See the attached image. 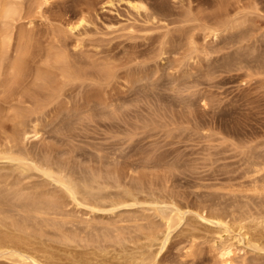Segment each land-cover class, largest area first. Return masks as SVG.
<instances>
[{
	"label": "rangeland",
	"instance_id": "rangeland-1",
	"mask_svg": "<svg viewBox=\"0 0 264 264\" xmlns=\"http://www.w3.org/2000/svg\"><path fill=\"white\" fill-rule=\"evenodd\" d=\"M26 1L30 3L29 5L27 4V6L31 7L32 13H30L32 15H30V13L28 14L30 15L29 19V16L27 15L28 12L25 13V17L28 16V18L26 19L24 17L25 20H23V18L21 19V22L20 20L18 21L20 24L23 22V24L20 25L17 23V25H19L16 27L17 31L15 30V32H18V35L23 31L29 34L28 36L27 34H24V32L22 34L20 33L21 36L26 35L27 37V39H25L26 37H23V40L20 39V41L27 42H21L22 46H25L24 48L22 46L20 47V43H17V45L19 44L18 46L24 51H26L25 48L28 49L26 45L29 46L30 51H27H29L30 54L27 52L28 55H26L28 57L23 54V59L26 60H23L26 62L24 66L27 67L25 68L23 64H21V67L24 68L20 69H26V71L23 70L24 72L19 71L22 73L21 78L19 76L20 73L16 71V74L13 66L10 65V63L12 64L11 61H14L15 59L13 58V55L11 58V53L10 57H8L11 58L10 63H7L6 61L4 63V65H6V63L7 65L9 64L10 67L8 68V66H3V75H5V73L8 71L11 73L8 75H12L14 73V76H12L10 80H8L10 77L7 78V82V75L3 76L1 74L0 90L1 88H5L4 83H9L12 78L13 80L11 82H13L17 87L15 89V87L12 85L13 83H9V85L6 84L7 87L4 89V91H0L1 93L3 91L5 96L7 94V100L4 98L6 104L3 101V96L0 94V104L2 105L0 106V109H2V112H4L2 115H0V120H3L7 118L8 115H11L13 111L12 109H16V105H19V109H23V107H25L21 111H24L26 116L31 114L29 115L31 117L30 120H34L35 117L38 116V119L40 118L39 123L42 124V129L39 128V130L41 129L39 132V137L42 135L40 137L42 139L39 137L32 138L33 140L31 139L32 141H30L32 144L34 143V145L29 142V147L35 149L34 147L37 145V149L39 144L41 147L44 146L43 149L41 148L39 150H47V148L49 150L51 149L50 152H52L53 155L54 153L57 154L58 152L57 157L63 156L65 159H70V161L74 158H68L67 155L76 158L78 156L77 154L80 153L79 156H82H80V158L77 157L79 160H72L73 163H76V165H80V161L82 160L83 162V158L86 159V161L82 163H85L84 167L82 165H78L79 168L81 166L85 168L89 164L94 165L96 159H94L93 163L92 158L94 157L95 152L100 153V155H95L98 158L106 154V162L103 159L105 164H108V160L115 158L114 156H109L111 155L110 153L113 152L115 154L116 152L117 155L120 153L122 156H120V154L119 156L122 157V161L119 160L120 157L117 155L116 156L118 159H116L117 157L115 159L116 163L117 160L120 161V164L117 163L119 167L121 166V163L122 166H125L124 168L121 166V171H123L122 173L128 172L127 169H130V172H128L129 175L126 173V177L131 175V171L139 178L141 174V178L145 176V181L143 180L141 183L139 180V182L135 184L136 186L142 184L144 193L148 192L152 195V197H156L155 195L160 196L161 194L159 193H163L162 195L165 198L168 197V200H172L170 198H173V201L176 200L179 204H181V206L183 205L185 207L184 209H186V211H189L185 214L182 222L173 231L172 236L167 242L166 246L158 254L157 264H220L217 252L213 245L216 242H220V240L216 237V225L210 220L203 219L200 214L205 215L208 210L211 211L214 209L223 213V210L225 209L224 207H227L225 213H230L231 202L233 201L234 203L232 202V205L234 204V207L237 208V206H239L238 204H240L238 203V200L240 197L243 198V196L245 197V201L243 202L244 199L240 200L246 205H240L242 207L245 206L243 209L245 214H247L248 211L246 208L250 207L249 210L251 208L253 209L258 202L256 200L257 198L255 197L251 199V196L255 194L254 190H249L251 194L249 191H246L248 193L245 192V189L252 186L251 178L254 175V171H248L251 173L249 174L246 171L249 166H244L246 164H250L251 155L255 154L256 157L258 155L259 159L261 158L262 160H260V162L257 161L258 157L256 159L253 155L252 162H258L259 167L263 164L262 169L264 168V79H262L264 72L262 73L263 70L261 69L262 66L264 68V65H260V58H262L264 55H261L262 57L260 56V60L258 59V61H260L258 62V66L256 63L257 58L254 59L253 57V54H255V57H259L257 55H260L264 52V0H139L143 1L142 3H145L146 7H148L147 11L145 8H140V10H138L136 7H132L131 2L133 3V0H49L50 3H47L43 0ZM40 1H43V4H41ZM37 4H39V7ZM224 6H227V9L230 10H227V14L221 13L223 12L221 11V8L224 10V12L226 11L223 9ZM234 6H236L234 11L237 12L238 16L241 15V17H244V25L242 27L239 26L242 30L237 26V30L236 28L235 30H231V28H229V32H225L227 30L220 29V32L222 33L220 34V32H218L217 36H214L211 31L210 32L213 34V36L208 33L209 31L207 32L206 29L209 28L208 30H210V27L213 23L212 19L216 18L214 21H217L219 16L222 18L224 15H229L231 17L233 16L232 18H236L234 17V14L232 15L233 11H231V8L233 9ZM229 7L231 8L229 9ZM28 11H30V8H28ZM217 11L221 12L218 13ZM240 11L243 12L241 13ZM239 12L241 14H239ZM216 14L217 16L219 14L220 15L217 17ZM237 14L235 15L237 16ZM154 15L156 17H154ZM226 17L228 18V16ZM245 18L247 19L246 24L244 20ZM28 19L30 23L28 22ZM237 20L240 21H236L235 23L239 24L241 19ZM214 24L217 25L216 22H214ZM242 24L243 22H241V25ZM72 25L76 26V28L71 32V30H68V26ZM216 25H213L212 27ZM21 26L26 31H19ZM203 26L207 28L205 29ZM243 30H245L247 33L244 31L246 35H243V38L245 39H240L241 42L239 44L242 43L243 47L247 49L246 51L248 52L249 56L250 53L252 54L253 52L250 58L251 60H254L251 64V61L248 62V55L246 57L247 52L244 48L242 50L243 52H237L240 55L236 54L235 51L239 49V47H237L239 46V44H237L239 41H236L234 44L231 43V45L234 46L235 51L233 50V52H229V55L227 52L223 53V50L224 52L226 50L228 51V48L226 49L224 46V44H229L226 43L228 42V38L232 37L233 35L238 36V33H240V35L244 34L242 33ZM240 35L238 38L242 37ZM16 37H18L16 39L20 38V36L17 35ZM15 41L17 42L18 40ZM222 44L223 46H221V48L223 50L217 48ZM18 46L15 48L13 46L14 50L12 48V51H15ZM58 46L60 48H58ZM192 46L195 48L197 47L196 50L193 47L195 50L193 52L191 48ZM233 46L229 47L233 49ZM241 46L240 50L242 48ZM251 46H253V51L249 52V47L251 48ZM255 46L262 48H258V50ZM216 48L220 51H216ZM255 48L257 50H254ZM18 49L19 48H17V52H19ZM49 49H51V52L53 49H55V54L58 52L59 54L65 55L66 57L69 56L67 57L69 60L67 59L68 61L67 63H64V65L71 66V64H74L75 66L72 67L73 71L74 69L79 68L77 71H74L75 75L81 74L78 76V78L82 77V79L85 77L84 80L81 78H76L77 82L75 79L73 82L71 81L72 83L69 82L68 85H66V88H64V92L60 97L61 101L58 99L53 100V102L50 101L48 98V93L50 91H48V89L45 87H42V84H40L41 82H39L34 76V71H36L38 67L41 66L40 64H43L39 63L40 61L38 62V60L36 62H38L40 66L35 63V57H38L40 54V57H43V55L45 57L46 53L44 52ZM61 49L63 51L66 50L65 53ZM24 51L23 53H25ZM20 52L21 53L19 54H22V51ZM222 53L228 58L226 59ZM242 53L243 55H241ZM49 54L47 55V58L51 62L53 55L50 59ZM188 54L190 56L193 55V57H190ZM16 55L17 53H15V56ZM29 55L33 57H29ZM219 56L221 57V60L219 59ZM233 56H239L242 60L241 63H237V66H239L238 68L236 64H230L233 67L236 66V69L230 65L227 66V60L229 57L232 58ZM40 57H38V59H41V62H43L42 58ZM44 57L43 60L46 59V57ZM224 57L225 60H223ZM8 58L6 60L9 61L10 59ZM28 58H32L31 62ZM48 59L47 61H49ZM32 60L35 64H32ZM53 60H55V58ZM74 60H77V64L74 63ZM262 60H264V58ZM221 61L226 62L222 63ZM79 62L82 63V66L81 64L79 65ZM59 63L56 62V64ZM254 63L256 65H253ZM36 64L38 66H36ZM99 64L106 65H104L106 68L104 69L105 71L102 70L104 66ZM47 65L48 63L44 66ZM54 65L55 64H53V66ZM59 65L61 66V64ZM59 65L54 66L57 72ZM77 65L80 67L76 68ZM93 65H97L96 68L102 66V68H100L101 71L104 73L106 72L107 74L105 73V76H108L105 77L104 73L100 75L99 73L101 71L98 68L97 69L99 72L95 71V68L90 69V67L92 68ZM44 66L42 65V67ZM83 66L86 68L83 69ZM225 66L229 68L226 69ZM250 66H253L251 70L246 69L250 68ZM254 66H256L255 68L260 66L261 68L259 67V69H257L260 70L261 73H257V69H255L256 71L253 70ZM87 67L88 69L95 71V73L97 72V75L95 74L97 78L93 74L94 72L92 73V71L90 72V75L88 71V74L85 73L84 70L87 69ZM107 67L111 69V72L107 70ZM78 71L80 74H77ZM248 71L250 72V75H248ZM110 74L113 76L109 77ZM16 75L19 76V78L16 77ZM87 75H89L91 78L86 77ZM101 76L102 78H100ZM15 77L18 79L15 80ZM103 77L106 78V80ZM36 81L39 82L40 86L38 83L36 84ZM24 85L27 86L25 87ZM18 86H23L26 88L24 92L22 91L23 89L19 90L22 91L23 94L19 91L18 92L20 94L17 93V89H21ZM11 87H14V89ZM40 87L44 89V93L42 92L43 89L41 90ZM10 88L13 90L11 92V95L13 94L12 99L11 95L8 94V92L10 93L11 91ZM14 91L18 94V97L22 94L20 96V99H22V96L24 99L22 100L23 102L21 101L22 103L20 102L18 104V101L16 102L15 99H18L16 94L13 98L15 93ZM27 91H30V93L28 94ZM41 93L43 94V97H41ZM28 95L32 99V105L29 103L31 100L30 98H27ZM32 95H34V97ZM39 95L43 100L39 101ZM35 97H37L39 100H35ZM64 97L66 99H64ZM33 99L37 102V105L38 103H42V109L40 108L41 105L39 108L36 104L33 106V103H35ZM64 100H66L65 105H68V108L64 106L66 109L62 110L60 108L64 103ZM24 101H27L28 104H23ZM20 104L23 106L21 107ZM3 105L4 107L9 106L8 110H6L7 108H4ZM12 105H14V107ZM45 105H48L49 108L52 105V107H55L50 108L52 111L48 108L49 112L46 113L47 107H45ZM58 109L62 110L59 114H57L59 112ZM34 110L37 112L33 113ZM81 110L85 111V116L80 115ZM8 111L10 114H8ZM41 111L46 116H44ZM83 111L81 114H84ZM118 111L121 114H118ZM2 112L0 110V113ZM4 114L5 116H3ZM77 115L82 117H79L81 121L78 119ZM114 115L116 116L114 117ZM30 117H27L28 122V118ZM69 117L74 119L73 121L75 122L73 125H71V123V126L66 123ZM70 121L72 120L70 119L68 122ZM64 123L66 126H64ZM148 123L151 124L146 126ZM124 130L126 131L125 133ZM129 130H132L133 132L132 134L130 133L131 135L128 133L130 132ZM126 135L128 136L127 138L130 139H128L129 141H127ZM38 139L39 143H35L34 141H37ZM99 146L104 152L102 155L100 152L102 151L101 149L100 151H97ZM116 147H120L119 150L122 148V152H117L118 150L115 149ZM92 148L95 149V152L92 151ZM112 148L114 150H112ZM71 150L77 156L74 154L72 155V152L70 153ZM244 150L245 152L243 154H245V156L248 154H246V152L252 150V152H250L251 155L249 153L250 156L247 159L250 160L249 162L244 160L247 158V156L245 157L241 153V151L243 152ZM66 151L70 154H67ZM108 151H110V153ZM61 152L63 154H61ZM90 152L94 153V155L90 154ZM88 153L90 155H88ZM113 153L112 155H114ZM88 156H92V158H89ZM243 156L244 158L242 159ZM104 157L102 156L100 158ZM246 161L248 163H246ZM101 162V159L100 162H98L97 159L95 165L98 163L101 164ZM76 165L75 168L77 169ZM79 168L77 169L78 171L81 169ZM243 168H245L243 175H245L246 172L251 175L249 177L247 173L245 175L247 176L245 178L250 179V182L247 181L246 183L244 176L242 175L243 177H241ZM262 169L259 171L260 175L263 173V171H261ZM144 173L145 175H143ZM149 174L155 178L153 179L151 176H149ZM260 175L258 174V176L261 177L264 175V173L261 176ZM132 177L135 176L132 174L129 179L125 178V181H128V183H130L131 180V183L135 182V178ZM148 177L153 179L151 180L150 178L152 183L149 182ZM261 178L259 180L262 182L260 183V181H258V183L263 185L264 179ZM242 179L246 184L244 182L242 183ZM147 181L149 184H151V187L148 186L149 184L146 183ZM153 181L154 186H152ZM239 182L241 183L239 187L234 188L236 186L234 183L238 186ZM248 182L251 185H249ZM155 183L159 189L156 188ZM159 184L161 185V189L164 187L162 190H160ZM230 185L234 186L233 189L235 190L229 189L232 188L229 187ZM147 186L150 187V189H147ZM152 187L154 188L153 191H161H159V195H154V193L157 191L150 192ZM109 190H115L114 192L117 191L116 189ZM113 191H109V193H113ZM227 191L232 192V197L234 195L232 200L231 195L229 196L230 192L227 193ZM238 191H240L241 193H239L243 195L240 196L239 194V197H236V199L235 194H238ZM251 191L254 192V194H252ZM141 193L139 194L140 197L144 196V193L143 195H141ZM148 193L146 196L147 198L149 197ZM227 195L231 198H229ZM227 198L230 200H227ZM246 199H248L247 202H250L247 203ZM253 199L256 201L254 202ZM262 200H259L262 202H259L261 205L257 203V205L261 206V210L264 208V199ZM220 201L221 203L219 204ZM252 201L255 203V205L253 203V207H251ZM210 203L213 205L215 204V207ZM134 206H131V208L126 207V209L125 207L121 208L122 210L119 212L117 211L116 213L99 211L100 213H95L97 216L93 212H90L89 214L84 209L82 212L79 210H77L78 213H76V211L74 212L75 214L81 215L83 214V211H86L84 212L86 215L81 216L82 218H86L87 214H89V218L96 217V219H104V221H99L98 219L95 221L93 219L94 222H100V224L95 223V226L94 222H91L93 227H95L101 233L103 230H110L109 232H114L116 227L120 226L119 228H121L124 223L127 224H124L125 226H123L120 230H126L125 236L127 235L128 239L133 238V242L131 241L132 243H130V240H127L131 245L127 247L133 248L134 246L136 248L138 242L135 240L139 239L141 241V239L144 238L142 241L146 242V238L141 236L143 233L141 234L139 230H136L135 224L137 222L147 223V220L149 221L152 219V216L150 217L149 215L151 210L147 209V203H143L141 205L137 204ZM242 207L239 206L237 210L240 209V211H238V213L244 212L241 210ZM143 208H146L150 212L146 211V209L144 210ZM256 208L253 210L251 209V211H260V213L258 212L257 215L264 214V211L262 213L261 210H258L260 207L256 206ZM127 209L130 211L127 212ZM120 212L121 214L116 215ZM144 213L146 215H144ZM122 215H124L125 218H129L131 215V218H135L134 221L137 222L135 223L133 220V223L129 222V219L127 218V221H125L124 217H121ZM254 215L256 214L254 213ZM230 217L231 216L229 215L228 218ZM120 218L121 220H119ZM139 219H141V221ZM105 221L106 223H104ZM75 224L77 226L81 225L79 222H76ZM132 224H134L133 227L135 229L132 227ZM252 224L254 225L255 223L252 222L250 224L252 228H250L251 230L248 229L250 234L247 235L250 237L253 235V238H257L258 241L262 242V245L264 246L263 226L259 225V228H257L258 226L255 225L257 226L255 228V226H252ZM235 225L236 227L238 226L237 224ZM250 225L247 228H249ZM81 226L83 227L84 224ZM113 226L115 227L113 228ZM126 226L129 228L132 227V230L134 229L140 238L136 239L135 232L130 233L132 230L128 229ZM236 227L233 228L235 231H233L234 233L240 231V228L238 227L236 229ZM244 229L246 230V228ZM103 238L104 237L102 236L98 240H91L89 244L87 243L85 245H81L80 247L77 246V248H74L73 250H77L82 254L87 253L86 250H89L90 248V253H92L94 256L93 258V256L88 253L91 258L88 255L86 256L90 259L95 260V257L97 256L98 258L96 257V261L98 259V262H101V259H103L104 262H110L111 264H115L118 261L116 263L118 264L120 262L118 253H122L120 244H116V242H114L115 246H118L114 248L112 247L114 245L112 243L113 241L110 242L112 244H107L109 240H106L108 242L104 244L106 246L111 245V247L107 246V249H109V251L110 249L116 250V252L114 250L111 251L112 253L115 252L114 254L118 258H115V256H113L114 254L110 253L113 257L111 256L112 258L110 257V259H108L103 255L105 253L102 249L106 248H104V246L102 248V245H104L102 242H106L102 241ZM43 239L37 240L38 245H43L46 248L53 250V255L58 256V249L62 246V244L60 242H54V240H51V243H48L45 242V238ZM142 241L140 243H142ZM96 242L99 245L98 248L100 251L103 252L102 256L98 255L100 252L99 249L97 253ZM128 243L126 244L128 245ZM83 246L85 248H83ZM242 247V250L238 254L237 264H264V248L257 249L247 243L243 244ZM93 248L94 251L92 250ZM105 252H107V250ZM110 254L108 256H110ZM0 264H10V262L0 261Z\"/></svg>",
	"mask_w": 264,
	"mask_h": 264
},
{
	"label": "bare ground",
	"instance_id": "bare-ground-1",
	"mask_svg": "<svg viewBox=\"0 0 264 264\" xmlns=\"http://www.w3.org/2000/svg\"><path fill=\"white\" fill-rule=\"evenodd\" d=\"M36 1H39V0H36ZM43 1L50 3L49 0H43ZM43 1L42 2L40 1V3L43 4ZM142 2L143 1H139V0L134 1L133 0V3L131 2V5H132V7H136V9H138V10H140V8L141 9L145 8V10L147 11L148 7H146L145 3H142ZM27 4L29 5L30 3H28L26 0H0V76H1V74L3 75L4 72L2 73V69L5 66H8V68H9L10 65H12L13 68L15 69V72L16 71L22 72L24 70V69L23 70L20 69V68H24L25 67L24 64H26V62H25L26 60L23 59V54L26 55L27 52H29L30 50H29V46H27V45H26V47H28V49L25 48L26 51H24L22 48H20L22 46V43H27L26 41L25 42L20 41V39L23 40V37L25 38L26 35L21 36L20 35L21 32L18 35V32L16 33L15 30L17 31L16 27L20 24L18 21L20 20V22H21V19H23L25 17V13L28 12L27 15L30 12L32 13L31 7L27 6ZM41 4H40V6H41ZM37 6L39 7V4H37ZM235 7L236 6H234L233 9L231 7H229V9L231 8V11H233L232 15L234 14V17H236V18H232L233 16L231 17L229 15H224L225 16L224 17L221 13H224V14L228 13L227 12V10H228L227 6H224L223 9L226 10L225 11L226 13L224 12V10H222V8H221V11H223V12L217 11L218 13L221 12L220 14L223 17L221 18L219 16L220 15L219 14L218 16L221 18L220 19L216 14L218 19H217V21L216 20L214 21V19H216V18L212 19L213 23L210 27V30H208L209 28L206 29L207 27H204V26H203V28H205L207 30V32L209 31L208 33L211 34V32H212L214 34V36H217L218 32H220V29L221 30L222 29L227 30L225 32H229L230 31V30L228 31L229 28H231V30H235V28L237 26L242 27L244 25V21H243L244 17H241V15L238 16L237 12L234 11ZM28 8H30V11H28ZM228 11H230V10H228ZM240 12L242 13L243 11H240ZM240 12H239V14H241ZM31 13H30V15H32ZM151 13H154V12H151ZM229 14L231 15L230 12H229ZM235 14H237V16ZM245 14H247V13H245ZM30 15H28L29 19H30ZM28 16L25 18L27 19ZM216 16H214V17H216ZM226 16H228V18ZM154 17H156V16L154 15ZM25 18L23 20H25ZM29 19H28V22L30 23ZM237 19H241V22H243V24L241 25V22L239 23L240 25L235 23L236 21H238V22L240 21ZM244 20H245V24H246L247 19L245 18ZM214 22H216L217 25L214 24ZM17 23H19V24L17 25ZM21 24H23V22ZM208 24H209V22H208ZM207 25H205V26H207ZM213 25H216V26L212 27ZM240 27H239V29H241ZM75 28H76V26H74V25L68 26V30H71V32ZM21 30L23 31L25 29L22 28V26H21V29H19V31H21ZM236 30H237V28H236ZM241 30H240V33H241ZM244 31L245 30H243L242 33H244ZM64 32H65V29H64ZM221 33L222 32H220V34ZM240 33H238V34L240 35ZM24 34H27L29 36V34L27 32L26 33L24 32ZM213 34H211V35L213 36ZM230 34H232V33H230ZM16 35L20 36V38L16 39V38H18V37H16ZM243 35H246V34L245 33L241 34L240 36H242V37H240V38H238V36L233 35L232 37L228 38V40L226 39L228 41L226 43H229L230 45L229 44L225 45L224 43L223 44L226 47V49L228 48V51L226 50L224 52V50L221 48V46H223V44L220 46L218 45L219 47H217V48H219L220 50L222 49L223 53L227 52L229 55V52H231V51L233 52V50L235 49L234 46L231 45V43L234 44L236 41H239V42H237V44H239L241 42L240 39L242 40V38H243ZM226 37H227V35H226ZM228 37H229V35H228ZM244 37H246V36H244ZM25 39H27V37ZM243 39H245V38H243ZM15 40H18L19 42L18 41L16 42ZM17 43H20V47L18 46L19 44L17 45ZM237 44H235V45H237ZM23 45H25V44H23ZM191 45H192V43H191ZM241 45H242V43L239 44V46H237V47H239V49L236 48L239 51L234 50L236 52V54L243 52L242 51L243 48L245 49V47H243V45L242 46ZM13 46H14V48L16 46H18L17 48L22 49V50L18 49L19 52H17V48H16L15 49L16 52L12 51ZM229 46H233L232 47L233 49H231ZM240 46L242 47L241 50H240ZM22 47L24 48L25 46H22ZM193 47L194 46L191 47L192 52L195 51L197 48V47L196 48L194 47V49H195L194 50ZM252 47L253 46H251V48L249 47V52L253 51ZM255 47L257 49L259 48L257 46H255ZM14 48H13V50H14ZM58 48H60V47L58 46ZM217 48H216V51L219 50ZM256 48L254 50H257ZM260 48H262V47H260ZM51 49L46 50V52H44V53H46V56H45L46 59H44L45 61L43 60L44 55H43V57L42 56L40 57L41 54L38 56V57L42 58L43 62H41V59L39 60L37 56L36 57L34 56L36 58V60H34L35 63L38 64L39 61H40L39 63H43V64H40L41 66L38 64L40 67H38V69L36 71H34L35 72L34 76L37 78V80L39 82H41L40 84H42V87H45L46 89H48V91H50L48 93V98L50 101L53 102V100H57V99L60 100V97H61L62 93L64 92L63 90H64V88H66V85H68L69 82L72 83L74 81V79L76 81V78H78V76L81 75L79 71H78L79 73L77 72V74H80V75H75L74 71L75 70L77 71L79 69L78 67H80L79 65L81 64V66H82V63L79 62V65H77V67H76L78 69H74V71H73L72 67L75 66L74 64H71V66L64 65V63H67V61L69 60L67 58L69 56L66 57L65 55L59 54L58 52H57V54H55V51H54L55 49H53L52 52L50 51ZM27 50H29V51H27ZM246 50L247 49H245V51ZM20 51H22V54H19V53H21ZM23 51L25 53H23ZM53 51H54V54H53ZM65 51L66 50H64L63 52L65 53ZM190 51H191V49H190ZM237 52H239V53H237ZM259 52H258V54H259ZM261 52H262V50H261ZM10 53H11V58L14 56L13 57V58H15L14 61H11V58H8V57H10ZM12 53H14V54H12ZM15 53H17L16 56H15ZM29 54H30V52H29ZM48 54L50 55V57H49L50 59L53 57L51 59L52 60L51 62L52 63L54 62L53 64H55V65L61 64V66L60 65L58 66V68H59L58 72L56 71V68L54 67L55 65L53 66V64L47 58ZM222 54H221V56H222ZM230 54L233 55L232 53H230ZM252 54H253V52H252ZM252 54L250 53V56H249L248 52L246 53V57L248 55V58H247L249 60L248 62L251 61L250 62V64H251L253 62V60L257 58L256 63L258 66V62H260V61H258V59L260 58L261 55H264V52L260 55H257V51H256V55L259 57H255V54H253L254 59L251 60L250 57ZM54 55H55V57H54ZM241 55H243V53ZM26 56H24V57H26ZM224 56L226 57V55H224ZM29 57H33V56L29 55ZM190 57H193V55H191ZM225 57L223 60H225ZM7 58L10 60L9 61L6 60ZM35 58H33V59H35ZM54 58H55V60H53ZM227 58L228 57H226V59ZM243 58H244V56H243ZM263 58H264V56L262 58H260L261 59L260 65L261 64L264 65L263 64L264 60H262ZM28 59L31 62L32 58L31 59L28 58ZM47 59L49 61H47ZM219 59L221 60V57ZM23 60H25V61H23ZM37 60H38V62H36ZM5 61L7 63H10V61H11L12 64L10 63V65L9 64L7 65V63H6V65H4ZM55 61L57 63H59V62H61V63L56 64ZM74 61H75L74 63L77 64V60H74ZM32 62H33V60H32ZM34 62L32 64H35ZM221 62L223 63L226 61H221ZM241 62H242V60L240 59L239 56H236V57L233 56L232 58L229 57V59L227 60V64H228L227 66H229L230 64L231 65L236 64V66H237V63L239 64ZM47 63H48V65L44 66ZM21 64H23L24 67H21ZM37 64H36V66H38ZM42 65L44 67H42ZM97 65H93L94 67L92 66V68L90 67V69L95 68L94 69L95 71H98V69L101 71L100 68H102V66H104L105 64L104 65L99 64L102 66H99V68L97 67L98 69L96 68ZM220 65H222V64H220ZM224 65H225V63H224ZM253 65H256V64L254 63ZM63 66H66V67H63ZM105 66H104V68H102V70L106 69ZM60 67H62V68H60ZM231 67H233V66H231ZM235 67H233V68L236 69ZM238 67L239 66H237V68ZM255 67L256 66H254L253 70H255L257 68L259 69L260 66L257 68H255ZM30 68H32V67H30ZM84 68H86V67L83 66V69ZM228 68L226 67V69H228ZM251 68H253V66L252 67L250 66V68H246V69L251 70ZM14 69H13V72H14ZM90 69H88V67H87V69L84 70L85 73H87V71H88L89 75H90L91 71H92V73L94 72L93 73L94 75L97 73V72L95 73V71L90 70ZM246 69H245V71H246ZM258 69H257V71L256 70L255 71L257 73H261V71ZM261 69L263 70L262 71V73H263L264 72L263 66ZM107 70L111 72V69L109 67H107ZM24 71H26V69ZM10 72H11V70H10ZM17 72H16V74H17ZM101 72L99 73L100 75L104 73V72H102V73ZM105 73H104V76H105ZM8 74H11V73H9L7 71L5 73V75H3V76L7 75L6 76L7 82H8V80L11 79L12 76H14V73L12 75H8ZM21 74L22 73L19 74L20 78H21ZM99 74H98V76H99ZM89 75H87L86 77L91 78ZM248 75H250V72ZM19 76L16 75V77H18V78H19ZM106 76H108V75H106ZM110 76L112 77L113 75L110 74L109 77ZM16 77H15V80L18 79ZM262 77H263L262 79H264V76H262ZM7 78H9V79L7 80ZM79 78L82 79V77H79ZM84 78L82 80H84ZM96 78H97V76H96ZM100 78H102V76ZM104 79L106 80V78H104ZM12 80H13V78H12ZM80 80H78V81H80ZM6 81H4V82H6ZM11 81H9L10 84L13 83ZM38 81H36V84L37 83L39 84ZM7 82L4 83L5 88H1V90L4 91V89H6V87H7L6 84L9 85V83H7ZM76 82H74V83H76ZM18 83H19V81H18ZM40 84H39V86H40ZM12 85L16 89L17 86L14 83ZM22 85H23V83H22ZM69 85H71V84H69ZM24 86L26 87L27 85H24ZM0 87H1V85H0ZM14 87L13 88L11 87V88L14 89ZM18 87H20L21 89L18 88L17 93H19V92L21 93L22 91L24 92V90L26 89L23 86H18ZM42 87H40L41 90L43 89ZM11 88H10V90H11L10 93L8 92L9 95H11V92L13 91ZM19 90H22V91H19ZM3 91H2V93L0 92V94L3 96L2 98L4 101V98H5V100H7V98H6L7 94L5 96V93H3ZM32 91H34V90H32ZM43 91H44V89L42 90V92ZM23 92H22V94H23ZM17 93L16 92L14 93L13 98L15 97V94H16L17 98L20 101L18 99H15V100H16V102L18 101V104H19L24 99H23V96H22V99H20V96L22 94L18 97ZM27 93L29 94L30 91H27ZM12 95H11V99H12ZM32 96L34 97V95H32ZM39 97H40V95H39ZM41 97H43V94L41 95ZM41 97H40V100L37 97H35V100H39V101L43 100V99H41ZM27 98H30V96L28 95ZM64 99H66V98L64 97ZM30 100L31 101L29 103L32 102L31 98H30ZM35 100H34L35 103H33V106H34V104L37 105V102ZM50 101H46V102H50ZM60 101H59V103H60ZM65 101L66 100H64V103H63L64 105L62 104L63 107L61 105L60 109H62V110L68 108V105L67 106L65 105L66 104ZM26 102L24 101L23 104H25V105L28 104V102L27 103ZM62 102H63V99H62ZM4 103L6 104V101H4ZM50 104H52V103H50ZM30 105H32V103ZM107 105H108V103H107ZM0 106H2V105L0 104ZM12 106L14 107V105H12ZM18 106L16 105L15 106L16 109H12L13 111H12L11 115H8L7 118L0 120V261L1 262L2 261H9L10 264H111L110 262L109 263L104 262L103 259H101V262H98V259L96 261V257H97L96 255H95L96 256L95 260L90 259L91 256H93V255H92V253H90L91 251H90L89 247H86V248H89V250H86L87 253H82V254L80 252H78L77 250L76 251L78 253L75 250H73L74 248H77V246L80 247L81 245H85L87 243L89 244V242L91 240H98L103 236L104 238L102 241L109 240V242L108 241L102 242V244H104V243L106 244L107 242H108L107 244H109L111 241H113L112 242L113 244H114V242H116V244H118V243L120 244V247H121L120 249H122V253L121 254L118 253V255H119L118 258L120 259V262L118 264H157L158 254L166 246L167 242L170 240V238L172 236L173 231L182 222V220L185 217V214L189 211H186V209H184L185 207L183 205H182L183 206L182 207L181 204H179L176 200L173 201L174 200L173 198H170L172 200H168V197H166L167 198L166 199L162 195L163 193H159V191L164 188V187H162V189H161L160 184H159V187H160L159 191L158 190L153 191V189H154L153 187L150 190V192L151 191H153V192L157 191L156 193H154V195L159 193V194H161L160 196L155 195L156 197H152V195L149 194L148 192L144 193L143 192L144 188L142 187L143 186L142 184H139L137 186L135 185V184H137V182H139V180L141 182L145 179V176H143L141 178L142 174L141 175L138 174V175H140V178H141L140 179L137 175H135L131 171V175L129 177H131L133 174L135 177H132V178H135L134 179L135 182L131 183L132 182V180H131L130 181L131 184H130V183H128V181H125V178L129 179L128 176H127L128 178L126 177V173H127V175H129L128 172H130L129 171L130 169H127L128 172L122 173L123 172V171H121L122 170V168H121L122 163H121L120 167H119V165H117V163L120 164L119 162L122 161L121 160L122 157H120L122 155L120 153H118V155H117L116 152L114 154L111 151L114 154V155H112V153H110V151H108L111 154L109 156H114L115 158L118 156V157H120V159H119L120 161L117 160V163H116V159H118V157H117L116 159L113 158L112 160L111 159L108 160V164L107 163L105 164L104 161L106 160V156H105L106 154H104L103 150L99 146L97 151L98 150L100 151V149H101L102 150V151H100L101 155L103 153L104 155H102V156L103 157L105 156V157L104 158H100L102 156H100L99 158L96 157L95 155L96 154L100 155V153H98V152L96 153L94 151L95 150L94 148H96V147H94V148H92L93 149L92 151L95 152V155H94V153L90 152V154L94 155V157L93 158H92V156L91 157L88 156V157L93 159V163H94V159H96L95 163L97 162V159H98V162H100V159H101L102 160L101 164L98 163L97 164L98 166L95 165V163H94V165L89 164L85 168H83L85 163L84 164H82V163L86 161V159L83 158V162H82V160L80 161L81 162L80 165H82L83 167L81 166L80 167L81 169H80L79 168L80 165L79 164H78L79 166L76 165V163L75 162L73 163L72 160H74V159L76 160L77 157L80 158V156H82V155L79 156V154H80L79 153V154H77L78 155L77 156L76 154H74L72 152L73 149L70 151V153L72 152V155L74 154L77 157L75 158V157H70L69 155H67V156H68V158H71V159L74 158L71 160L74 165L71 163L70 159H67V158L65 159V158H63V156L57 157L58 152H57V154L54 153V155H53L52 152H50L51 149L49 150L47 148V150L46 149L39 150L41 148L42 149L44 148V146L41 147L39 144H38V146L40 148L38 147L36 149L37 145H36V147H34L35 149L30 148L28 144L31 143V141L33 140L32 138H38L39 137V132L42 129L41 128L42 124L39 123L40 118L38 119V116H36L34 120H30L31 117L29 115H31V114H29V115L27 114L28 116H26L25 112L21 111L25 107H23V109H19ZM20 106H21V104H20ZM37 106H38V108H39V106L41 108L42 103L41 104L38 103ZM52 106L50 108L55 107V106L54 107H52ZM64 106L66 108H64ZM3 107H4V105H3ZM8 107L9 106H6L4 108H7L6 110H8ZM45 107H47L46 108L47 112L45 111L46 113H48L49 110L52 111V109H50L48 107V105L47 106L45 105ZM4 108H3V110H4ZM48 108H49V110H48ZM0 110L2 112V109H0ZM62 110H59V112L57 114H59ZM53 111H54V109H53ZM82 111L83 110H81V113H82ZM106 111H108V110H106ZM110 111H111V109H110ZM36 112L37 111L34 110L33 113H36ZM84 112L85 111H83V113ZM89 112H90V110H89ZM3 113L4 112L0 113V115H2ZM81 113H80L81 116H85V114H86V113H84V114H81ZM103 113H105V112H103ZM8 114H10L9 111H8ZM118 114H121V113L119 112ZM43 115H44V113H43ZM3 116H5V114ZM44 116H46V115H44ZM77 116H78V119L81 121L80 118H82V117L79 115H77ZM115 116L116 115H114V117ZM27 117H30V118H28L29 122L27 120ZM89 117H91V116H89ZM107 117H108V115H107ZM69 118H68V121L70 119L72 121L74 120L72 118H70V119ZM68 121L66 123L69 124V126H71V125H73V123H75L74 121L73 122L72 121L68 122ZM150 124L151 123H148V124H146V126H148ZM64 126H66L65 123H64ZM59 127H60V125H59ZM144 127H145V125H144ZM39 128H41V129L39 130ZM129 131L130 132L127 131L129 134L133 133L132 130H129ZM125 132L126 131L124 130V133ZM127 137L128 136L126 135V138ZM40 139H42V138H40ZM128 139L129 138H127V141L130 140V139L129 140ZM34 142L39 143V139L37 141H34ZM32 145H34V143ZM115 149L118 150L117 152H120L122 150V148H121V150H119L120 147H116ZM112 150H114V149L112 148ZM244 152H245V150L243 152L241 151L242 154ZM250 152H252V150L251 151L249 150V152H246V154L247 153L248 154L246 155L247 158H245L244 160L248 159V157L251 155ZM66 153H67V151H66ZM249 153H250V155H249ZM61 154H63V153L61 152ZM81 154H84V153H81ZM90 154L88 153V155H90ZM119 154H120V156H119ZM243 155L245 156V154H243ZM253 155L255 156V154H253ZM253 155H251V158H250L251 161L247 160L248 162L250 161V164L247 165L246 163H248V162L246 161V163H245L246 165L244 166V167L249 166L248 169H246L247 172L248 171H251V172L254 171L253 172L254 175L252 174L253 176L251 178L252 186L245 189V192L249 191V190H254L255 194H254V192H252V191L251 192H252V194H254L256 196H254V195L251 196V199L255 197V198H257L256 199L258 201L257 203H259V202H261L259 200L264 199V184L261 185L258 183V181H260V183L262 182L261 180H259L261 177H262L261 179H264V177H263L264 175H262L264 173V168L262 169L263 164L261 165V163H260L261 166L259 167L258 162H256V161L252 162L253 161L252 160ZM244 156L242 157V159L244 158ZM257 157H258V155H257ZM257 157L255 156L256 159H257ZM79 158L77 160H79ZM103 159H104V161H103ZM260 160H262V159L261 158L259 159V157H258L257 161L260 162ZM76 162L79 163L78 161H76ZM262 163H263V161H262ZM75 165H76L77 169L78 168L80 169L79 171L75 168ZM122 167L124 168L125 166H122ZM260 169H262L261 171H263V173L261 172L262 176L259 173ZM125 170H126V168H125ZM242 170L243 171H242L241 177L244 176L246 183H247V181L250 182V179L245 178V177H247V176H245L247 172L245 173V175H243V172H245L244 171L245 168H243ZM142 172H140V173H142ZM257 172L261 177L258 176ZM248 173L251 174L250 172H248ZM249 174H248V177L251 176ZM143 175H145V173ZM136 176H137V178H136ZM149 176H151V175L149 174ZM151 177H148L149 182H151L150 181ZM152 178H151V180H153L155 177L153 179ZM137 179H138V181H137ZM242 180H240V181H242ZM149 182L147 181L146 183L149 184ZM155 182H156V179H155ZM243 182H244V180L242 181V183ZM249 182H248V184H249ZM236 183H238V182H236ZM132 184H134V185H132ZM240 184L241 183L239 182V184L237 186V184L234 183V185H236V186L234 187V186L230 185L229 187H232V188H229V189H233V187L234 188L239 187ZM150 185L151 184H149L148 186H150ZM155 185H156V188H158L156 183H155ZM249 185H251V184H249ZM138 186H141V187H138ZM148 186H147V189L148 188L150 189L151 186L150 187H148ZM152 186H154V181H153ZM109 189H116L117 191L114 192L115 190L113 191V190H109ZM237 189H239V188H237ZM233 190H235V189H233ZM105 191L106 192L108 191V192L106 193ZM109 191H113V193H109ZM141 192L144 193L145 197L144 196L140 197L139 194ZM153 192H152V194H153ZM229 192L227 191V193H229ZM239 192L240 191H238V194H235V198L239 197L238 195L241 193V192L240 193ZM143 193H141V195H143ZM147 193L149 194L148 198H150V196H151L150 199H148L146 197ZM231 193L232 192H230L229 196L231 195ZM246 193H248V192H246ZM249 193H250V191H249ZM242 195L240 194V196H242ZM257 196L259 197V200H258ZM231 197H232V195H231ZM231 197H229V198H231ZM233 197H234V195H233ZM233 197L231 198V200L233 199ZM229 198H227V200H230ZM244 198H245L244 196H243V198L240 197L238 200V203L243 205L244 203H242V201L240 199H244ZM256 200L253 199L254 202ZM239 201H241V202H239ZM244 201H245V199L243 200V202ZM247 201H248V199H246V202ZM253 201H252L251 207H253V203H254ZM232 202H231V206H230V210H231L230 213L226 212L227 213L226 214L225 211L227 210V207H224L225 209L223 208L224 209L223 213L216 211L215 209H214L215 211L214 210L210 211L207 209L208 212H206L205 215L200 214V216L203 219L210 220L212 223H214L216 225V237L220 240V242H216V243L214 242L215 244H213V245H214V248L217 252V256L219 258L218 260L220 261L219 262L220 264H237L238 263V261H237L238 260V254L242 250V248H243L242 246L245 243H247V244H249L252 247L257 248V249H263L264 248V246L262 245V242H259L257 238H253V235L251 237L247 235V234H250L249 233L250 231L248 229L252 228L250 225L252 222L255 223L254 225L252 224V226H255V225L258 226V227L255 226V228L256 227L259 228V225H262L264 228V214L257 215L258 212L260 213V211H256V212L251 211L252 208L249 210L250 207L246 208L248 213L246 212L247 214H245V211L243 209L245 206L242 207L240 204H238L236 202L240 207H242L241 210L244 211L242 213H238V211H240V209L237 210L239 208V206H237V208L234 207L235 205L234 204L232 205ZM249 202H247V203H249ZM143 203L144 204L147 203V206H148L147 209L151 210V212H150L149 210H147L145 208L146 211L150 212L149 215H150V217L152 216L151 217L152 219H150L149 221L147 220V223H141V222L138 223L137 221H134L135 218H133V219L131 218L132 217L131 215L129 218L126 217L127 219H129V222H132V220L135 223L137 222L136 224L134 223L136 230L137 231L139 230L141 232V234L143 233V235H141V234L140 235L146 238V242L142 241V240H144V238L141 239L142 243H140L141 241L139 239H138L139 241L135 240L138 242V243L136 242L138 244L137 246L135 245L136 248L134 246H133V248L127 247L130 245L128 243L129 241H127V240H130V243H132L133 238L131 237L132 239H128L127 235L125 236L126 230H124V231L120 230L123 226H125L127 224L124 223L125 225L123 224V226L121 228H119L120 226L116 227L114 232H109L110 230H106V231L103 230V232L101 233L99 230H97L91 224V222H94V220L97 221L98 218L96 219V217L95 218L94 217H91V218L88 217L90 212H93L94 214L97 212L100 213L99 211H101V212L107 211V213H116L117 211L119 212L120 210H122L121 208H124V207H125V209H126V207L131 208V206L133 207L134 205H137V204L141 205ZM220 203H221V201L219 202V204ZM257 203H256V206L260 207L258 210H261L260 205L262 202L259 203L260 205H257ZM210 204L213 205L212 203H210ZM209 205H207V206H209ZM244 205H246V204H244ZM254 205H255V203H254ZM207 206H205V207H207ZM256 206L253 209H255ZM231 207H233V208H231ZM83 209L89 213V214H87L86 218L81 217V216L86 215V214H84V212H86V211H83L84 215L83 214L78 215V214H75V212H74V211H76V213H78L77 210L82 212ZM262 209L263 210H261V211L263 213L264 208H262ZM137 210H138V208H137ZM129 211L130 210H128L127 212H129ZM133 211H134V209H133ZM249 211H251V212H249ZM149 212H147V213H149ZM252 212H254L256 215H254V213H252ZM104 214H106V213H104ZM118 214H121V212L117 213L116 215H118ZM93 215H91V216H93ZM144 215H146V214L144 213ZM229 215L231 216L230 218H228ZM136 216H137V214H136ZM136 216H134V217H136ZM107 217H108V215H107ZM109 217H110V215H109ZM121 217L122 218L124 217L125 221H127L124 215H122ZM138 217H137V219H138ZM102 218H103V216H102ZM130 219H131V221H130ZM146 219H147V217H146ZM246 219L247 220L249 219L248 220L249 224L247 223ZM91 220H93V221H91ZM98 220L104 221V219H98ZM119 220H121V218ZM139 220L141 221V219H139ZM245 220H246V222H245ZM76 222L81 223V225L84 224V226L82 227L81 225L78 224L80 226L79 227L75 224ZM95 223H98V222H94V226H95ZM104 223H106V221ZM98 224H100V222ZM107 224H108V221H107ZM129 224H131V223H129ZM134 224H132V227ZM235 224H237L238 226L236 227ZM120 225H122V224H120ZM249 225H250V227L247 228ZM233 226L236 227V229L239 227L240 231L234 233L235 231L233 229L234 228ZM114 227L115 226H113V228ZM126 227L128 229L132 230V227H130V228L128 226H126ZM244 228H246V230ZM134 229L132 230V232L129 230L130 233L135 232ZM135 234H136V232H135ZM138 236L139 235L136 234V239L140 238ZM43 238H45L46 239L45 242H48V243H51V240H54V242H60L62 244V246L58 249V256L53 255V253H52L53 250H50L43 245L42 246L38 245L37 240L38 239L42 240ZM243 240H244V242H243ZM99 243H101V242H99ZM112 243H110V244H112ZM126 243H128V245ZM96 244H97V242H96ZM105 244L102 245V248H103V246H104V248L105 247L106 248L105 249L101 248V249L105 253L103 255L105 257H107L108 259H110V257L112 256V254H114L116 252V250L110 249V251H109V249H107V246L111 247V245L106 246ZM98 247H99V245L97 244L96 245L97 253H98V249H99ZM112 247L116 248L118 246H115V244H114ZM83 248H85V247L83 246ZM131 248H132V250H131ZM92 250L94 251V248ZM104 250L105 251L107 250V252H105ZM111 250H114L115 252L113 251L114 253H112ZM80 251H82V250H80ZM99 251H100V249H99ZM103 252L100 251L98 255L102 256ZM88 253H90L91 256H89ZM106 253H107V256H106ZM110 253H112V254H110ZM83 254H85V255H83ZM109 254H110V256H108ZM86 255H88L90 258L87 257ZM113 256H115V258H117V256L115 254ZM93 258H94V256H93ZM107 258H106V260H107ZM117 259H116V261H117Z\"/></svg>",
	"mask_w": 264,
	"mask_h": 264
}]
</instances>
